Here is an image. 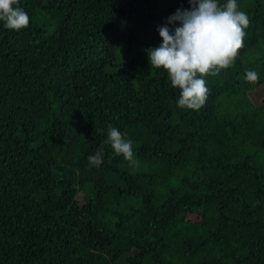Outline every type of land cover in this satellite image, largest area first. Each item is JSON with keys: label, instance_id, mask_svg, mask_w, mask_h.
<instances>
[{"label": "trees", "instance_id": "1", "mask_svg": "<svg viewBox=\"0 0 264 264\" xmlns=\"http://www.w3.org/2000/svg\"><path fill=\"white\" fill-rule=\"evenodd\" d=\"M237 5L244 47L195 111L147 55L189 0H19L29 26L0 21V264H264V0Z\"/></svg>", "mask_w": 264, "mask_h": 264}, {"label": "clouds", "instance_id": "2", "mask_svg": "<svg viewBox=\"0 0 264 264\" xmlns=\"http://www.w3.org/2000/svg\"><path fill=\"white\" fill-rule=\"evenodd\" d=\"M18 2L0 0V21L6 29L20 30L29 26L30 18ZM189 3L190 10L177 9L164 26L158 27L162 43L148 49L147 55L151 70H166L172 86L180 89L178 107L198 111L205 105L209 93L204 77L218 75L221 69L233 65L244 47L249 18L237 10V0H227L223 5L217 0H189ZM245 79L254 83L258 74L249 70ZM126 136L127 133L122 134L111 125L108 127L107 142L114 154L122 155L130 166L138 165L133 142ZM88 161L90 166H100L103 153L98 150L88 156Z\"/></svg>", "mask_w": 264, "mask_h": 264}]
</instances>
